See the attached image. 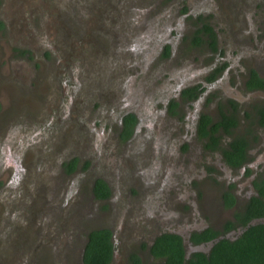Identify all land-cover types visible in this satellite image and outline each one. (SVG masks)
Masks as SVG:
<instances>
[{
	"label": "flooded vegetation",
	"instance_id": "obj_1",
	"mask_svg": "<svg viewBox=\"0 0 264 264\" xmlns=\"http://www.w3.org/2000/svg\"><path fill=\"white\" fill-rule=\"evenodd\" d=\"M160 1L69 0L68 4H65L60 0H0V40L7 44V51L10 53L7 59L24 61L26 70L30 72L27 73L29 86L24 88L19 83L23 80L22 74L26 72L7 68V89L4 90L7 91V101L4 100V92L0 93L3 94L0 95L3 100L2 102L0 99V129L5 122L8 126L12 120L17 123V119L31 118V115L37 117L38 114H42L45 105L41 102L35 105L34 98L42 95L52 98L60 86L68 85L70 81L76 83L77 81L70 78L75 73V69L70 65L71 62L73 64L80 61L83 70H87L86 74L81 75L80 84L77 82L73 86L71 95L66 92L67 96H60L61 106L57 109L73 112L72 116H65L64 121L48 127L47 131L46 128L41 127L42 133L47 132L45 143L50 147L53 146V155H55V159L46 160L43 166L55 167L54 178H51L48 169L35 172L36 162L44 157L41 153L45 148L44 142L33 148L31 155L22 162L24 169L22 172L37 181L36 195L32 200L23 193H18L14 198L17 202L24 201L26 206L33 210L32 214L35 212L37 216L26 223L15 215L13 218L8 212L0 214V264H9L8 257L16 258L18 261L16 264H85L83 252L89 235L93 230L98 229L112 231L114 249L109 264H136L132 255L135 252L143 264H155L161 261V258L151 253L150 248L155 239L163 233L181 235L186 256L189 257L196 250L209 253L221 238L234 239L246 229L235 213L244 210L253 196H260L257 183L264 182V125L259 122L261 117L259 107L264 105V85L261 83L262 86H256L258 81L253 77L255 71L264 80V64L249 62L240 65L243 75L239 78L237 74L234 79L243 82L246 93L241 96L243 99H238V102L228 100L230 107L221 110L217 118L206 111H198L194 121L195 128H191V132L193 130L196 136L204 141L207 149L220 153L230 171L244 174V182H249L243 187H248L246 198H241L233 184L227 183L219 197L206 183L202 192L195 193L191 200L186 199V203L181 200V198L185 199V196L180 198L176 194L167 192L163 198L165 200L166 195H169L170 199L164 203V206L175 207L174 210L158 213L157 207L152 204L149 207L152 218L151 216L148 218L146 213L125 209L124 196L139 193V189L132 188V184L138 182L136 178L139 174V163L136 145L141 144L138 138L141 116L131 109L123 110L118 122L112 120L108 123L111 132L109 145H113V148L118 144L128 147L127 165H123L116 176L121 178L119 183L112 182L105 173L103 165L105 159L99 152L102 146L95 145L98 143L97 139L94 140L95 150L85 146L89 138L93 137L78 113L81 103L86 104L85 100L79 98H95L98 94L104 96L109 88L112 89L113 83L110 82L113 78L115 84H118L123 79H129L132 71H142L144 67L137 66L136 59L144 50L155 49L157 43L162 44L163 59L174 57V48L177 46L178 37L181 36H185L192 47L208 48L213 56L215 54L210 67L203 70L208 71L203 80H197L192 84L189 82L178 84L177 95L171 97L172 100H169L168 104L162 103L164 110H168L169 114L174 116H178L180 107L184 103L196 108L195 103L203 98H218L219 82L226 79L228 73L235 70V65L240 63L238 57L226 56L227 50L222 47L219 39L218 22L223 21L227 28L232 27L234 22L240 25L246 13L244 10L247 11L245 7L256 0H218L221 4L215 14L212 13V18L197 14L191 0H162L172 1L168 6L169 9L164 11H161ZM7 5H10L13 15L7 12ZM256 11L254 17L259 21L260 30L264 35V2L256 8ZM184 20L195 25L188 35L182 33ZM158 23L161 29L157 30L155 36L153 33L156 32L155 25L157 26ZM178 27L182 30L178 31ZM236 30L233 29V38L242 42L243 35L241 36L240 32L235 33ZM197 35L201 37L199 43H195ZM161 65L170 67L172 63L159 64ZM146 71L147 69L145 73ZM42 77L49 80H46L48 84L45 87L50 91L49 95L33 92L21 94L20 91H33ZM144 78L145 74L140 87L145 89L147 95L164 102L166 91H161L159 87H155ZM122 85L120 88H125L123 82ZM127 87H129L128 83ZM209 90L214 91L212 97L205 96ZM241 102H246L247 109L243 110ZM50 104H47L49 109ZM223 112L236 113L238 123L230 128V132L220 127L216 133L217 136L221 135L218 143L212 142L211 145L210 139L200 133L201 115L208 114L217 121ZM129 115L134 116V121L130 127L131 132L127 135L125 118ZM237 135L242 136L248 143L246 160L235 167L227 161L224 148H230V143ZM257 139L259 143L253 150L251 147ZM142 142H145L149 149L151 148L150 141L142 138ZM258 149L260 153L255 154L252 159V152ZM44 153L47 154L46 151ZM255 162L261 163L259 172L252 167ZM12 170L14 173L15 169ZM99 179L105 180L108 184L109 196L99 197L96 188ZM123 180L126 183L124 189L121 188ZM3 181L1 189L9 192L8 188L13 186L16 180L4 178ZM163 183H165L164 178L156 177L148 184L142 185L141 195L135 198V202L147 199L156 184L160 187ZM173 184L172 182L171 187ZM30 186L34 189L35 183ZM33 189L26 191L33 193ZM15 190L16 188L13 187L12 192L14 193ZM229 191L234 195L231 206H228L227 201ZM173 214L175 218L172 219ZM197 217L201 219L196 221ZM207 217L209 220H205ZM229 221L235 223L232 228H227ZM258 222L264 223V215L252 220V223ZM140 223H143V228ZM146 223L147 228H145ZM210 228L211 233L218 232V235L214 238H201L199 242L194 241L196 232L202 235ZM8 231L13 237L10 241L7 240Z\"/></svg>",
	"mask_w": 264,
	"mask_h": 264
},
{
	"label": "rangeland",
	"instance_id": "obj_2",
	"mask_svg": "<svg viewBox=\"0 0 264 264\" xmlns=\"http://www.w3.org/2000/svg\"><path fill=\"white\" fill-rule=\"evenodd\" d=\"M60 1H64L65 4L69 2V0ZM263 2L264 0H256L252 1L251 5L248 4L245 7L247 11L244 10V12H246L244 16L245 21L242 20L240 25L234 22V27L232 25V27L227 28L223 21L218 22V27L220 26L218 28L220 34L219 39L221 40L222 47L227 50L226 56L238 57L240 62L235 65V70H231L228 73L230 77L228 76L222 82H219V88L217 89L219 92L217 95L218 98H203L195 103L196 108L187 106L184 103L180 107L178 116L170 115L168 110H164L162 103L168 104L169 100H172L171 97L177 95L176 86L184 82L192 84L196 83L197 80H203L204 76L208 73V71L203 70L210 67L211 62L214 60L213 57H215V54L213 56L212 51L208 48L192 47L185 36L178 37L177 46L174 48V57L163 59L162 44L157 43L155 49L150 51L144 50L136 59L137 66L144 68L140 72L132 71L129 77L130 81L129 79H123L121 82H118V84H115V78H113L110 82V84L113 83L112 89L109 88L106 95L100 96L98 94L95 98H79L80 100H85L86 104L83 105V103H81L78 113H80V118L83 119V122L86 124V129L92 132V137L94 138H89L85 146L86 148L95 150V145L98 146L101 144L102 149L99 150V152L102 153V157L105 159L103 162L105 173L110 177L111 181L115 183L120 182L119 179L121 178L119 176L116 177L120 168L125 164L127 165L126 152L128 147L123 144H118V146L113 148V145H109L111 132L108 128V123L112 120L118 122L121 112L126 109L134 110L141 116L139 131L141 135L138 134L141 144L137 143L136 145V149L138 150L137 160L139 163V174L136 178L138 182L132 184V188L137 187L139 193L136 192V195L129 194L128 196H124L123 206L125 209L146 213L149 218L151 216L149 207L153 204L157 207L158 213H167L175 208L172 206H164V203H167L168 199H170L169 195H166L167 199L164 200L163 198L167 192L176 194L180 198L185 196L186 198H181V200L186 203V199L191 200L190 198H192L195 193H201L206 183L211 186L215 194H218L219 197L222 188L226 187L227 183L235 185L236 191L241 198L247 197L248 187H243L249 182H244V174L238 171H230L226 162L221 158L220 153L207 149L204 146V141L196 136L193 130L191 132V128H195L194 121L198 111H206L217 118L221 110L230 107L228 100H235L238 102L243 99L241 96L246 94L243 89V82L242 80L234 79L237 74L239 78L243 75V71H240V65L249 62L261 63V65L264 64V35H262V31L260 30L261 26L259 21L254 17V14L257 12L256 8ZM159 4H162L161 11H164L169 9L168 6L172 4V1L163 2L161 0ZM191 4L194 6L197 14H203L208 18H212V13L215 14L221 3H219L218 0H191ZM9 6L10 5H7V12L13 15ZM185 19L187 18L185 17ZM186 22L187 21L184 20L183 30L178 27V31L182 30L183 34L188 35V32H191L195 28V25L189 21ZM155 29L156 32H154L153 35L157 36V30L161 29L160 23H158L157 26L155 25ZM233 29H237L235 33L240 32L241 36L243 35L242 42L233 38ZM245 29L246 31L244 32ZM9 54L6 42L0 40V86H2L0 87V93H3L4 90L7 89L8 67L18 69L19 71L24 70L26 74H22L23 80H21L19 84L24 88H28L29 86L27 82L29 75H27V73L30 72L28 69L26 70L24 61L15 59L8 61L7 56ZM38 57L42 58L40 55H38ZM163 60L171 62L172 65L170 67L167 65L159 66V64L169 63ZM70 65L75 69V73H73V76L71 75L70 78L80 84L79 79L82 74L87 73V70H83V64L80 61H76L73 64L71 62ZM146 69L147 71L145 73ZM200 71L203 72L199 74ZM12 74L15 75V72L12 71ZM144 74V79H146L147 82L150 81L155 87H159L161 91H166L164 94V102H161L154 96L147 95L145 89L140 87ZM46 80L49 81L47 78L44 79L42 77L34 86L33 91H20L21 94L33 92L49 95L50 91L45 88L48 84ZM169 81L170 83H166ZM77 82L73 83L70 81L68 85L65 84L64 86H60L57 93L52 98H47L43 95L39 98H34L35 105L39 102L45 105V110H42L43 113L38 114L37 117L31 115V118L26 117L17 119V123L12 120L8 126L7 122H5V125H2L3 127L0 129V214L8 212L13 218L15 215L26 223L31 222L32 217L34 218L37 216L35 212L32 214L33 210L26 206L24 201L17 202L14 198L18 193L25 194L29 200H32L36 195L35 189L37 181L32 180L24 171L22 172V170H24L22 169V162L26 160L27 156L31 155L33 148L39 143H45L48 127H53L56 123L60 124L64 121L65 116H72L73 112H68V110L67 112H63L62 109L60 110L57 108L61 106L59 105L60 96H67L66 92H69L71 95L72 88ZM122 82L125 88H120L123 86ZM127 83L129 87H127ZM18 88H20V86H18ZM79 94L80 93H78V95ZM213 94L214 91L209 90L205 96L212 97ZM4 97V100L7 101V91L4 92ZM0 99L2 100V98ZM29 103L34 106L32 102ZM49 103H51L50 109L47 107ZM241 104L243 110L247 109L246 102H241ZM76 106L78 107L79 105ZM171 116L174 117L171 118ZM45 124H47V126H44ZM41 127L46 128V131L42 133L41 131H43V129H41ZM185 127L187 128L186 130L184 129ZM142 138L151 142V150L145 142H142ZM95 139H97L98 143L94 145ZM254 142L255 143L251 147L253 150L256 148L255 145L258 144L259 141L257 139L254 140ZM132 145H134L133 141ZM45 151L47 154L44 153ZM53 151V146L50 147L49 144L45 143V148L41 152L44 157L36 162L37 166L35 167V172L45 169L50 170L52 179L54 178L55 167L43 165L46 160L55 159ZM257 153H260V149L256 152H252V159H254V155ZM260 166V162H255L252 167L259 172L258 168ZM12 168L15 169L14 173ZM122 171L123 170H121V173ZM156 177L164 178L165 183L161 184L160 187L156 184V187L150 192L147 199L137 200L138 203H136L135 198L141 195L142 185L148 184L150 180H154ZM4 178L16 180L13 182V186L8 188L9 192L1 189ZM172 182L174 184L171 187ZM33 183H35V188H32L34 192L31 193L26 191L27 189L32 190L30 185ZM125 184L123 180L122 189H124ZM13 187L16 188L14 193L12 192ZM47 204L50 206L48 201ZM173 218H175L174 214L172 215V219ZM198 219L201 218L197 217L196 221H198ZM205 220H209V218L207 217ZM140 225L143 228V223H140ZM145 228H147V223ZM181 230L185 229L181 228ZM12 239V233L8 231L7 240L10 241ZM10 249L12 253V248L10 247ZM13 250L14 254H16L15 248H13ZM17 262L16 258H7V263L9 264H16Z\"/></svg>",
	"mask_w": 264,
	"mask_h": 264
},
{
	"label": "trees",
	"instance_id": "obj_3",
	"mask_svg": "<svg viewBox=\"0 0 264 264\" xmlns=\"http://www.w3.org/2000/svg\"><path fill=\"white\" fill-rule=\"evenodd\" d=\"M200 40L201 37L197 35L195 43H199ZM253 77L258 81L256 86L264 85V80L255 71ZM259 112L261 116L259 122L264 125V105L259 107ZM133 117V115H129L125 118V133L127 135L131 132ZM237 123L236 113L223 112L217 121L208 114H202L200 119L202 131L200 133L210 139V144L212 142L216 144L219 136H221L216 135L218 129L224 127L227 132H230V128ZM247 143L242 136L237 135L230 143V148H224V155L231 166H240L246 160ZM257 186L260 196H253L244 210L235 213L241 224L246 227L236 238L223 237L214 244L209 253L196 250L187 257L181 235L170 232L163 233L155 239L150 248L151 253L161 258V261L155 264H264V223H252L253 219L264 215V182L262 184L257 183ZM96 188L99 197L110 195V188L105 180L99 179ZM228 194V206H231L234 202V195L230 191ZM234 225V222L229 221L227 228H232ZM211 232V228L202 235L196 232L193 239L195 242H199L201 238H214L218 235V232ZM113 249L114 243L110 229L93 230L83 252L84 262L85 264H109ZM132 255L136 264H143L136 252Z\"/></svg>",
	"mask_w": 264,
	"mask_h": 264
}]
</instances>
